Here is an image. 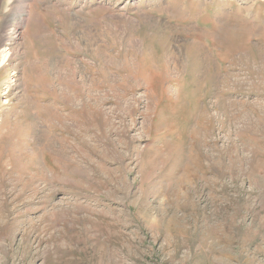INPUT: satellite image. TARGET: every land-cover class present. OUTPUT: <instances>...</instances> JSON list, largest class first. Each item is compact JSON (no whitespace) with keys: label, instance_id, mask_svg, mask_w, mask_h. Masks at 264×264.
I'll return each instance as SVG.
<instances>
[{"label":"rangeland","instance_id":"1","mask_svg":"<svg viewBox=\"0 0 264 264\" xmlns=\"http://www.w3.org/2000/svg\"><path fill=\"white\" fill-rule=\"evenodd\" d=\"M0 264H264V0H0Z\"/></svg>","mask_w":264,"mask_h":264},{"label":"bare ground","instance_id":"2","mask_svg":"<svg viewBox=\"0 0 264 264\" xmlns=\"http://www.w3.org/2000/svg\"><path fill=\"white\" fill-rule=\"evenodd\" d=\"M8 1V0H7ZM10 1V0H9ZM7 3H9V2H7ZM24 3V2H23ZM21 7H22V9H21V11H22V13H21V18H22V16L24 17V18H26V16L28 15L27 14V7H28V4H27V1H26V3L25 4H23V6L22 5H20ZM11 10V9H10Z\"/></svg>","mask_w":264,"mask_h":264}]
</instances>
